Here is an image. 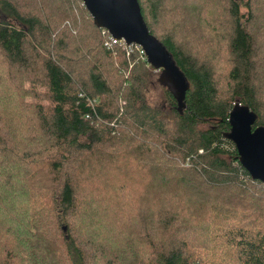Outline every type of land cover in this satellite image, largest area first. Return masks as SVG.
<instances>
[{
	"label": "trees",
	"instance_id": "1",
	"mask_svg": "<svg viewBox=\"0 0 264 264\" xmlns=\"http://www.w3.org/2000/svg\"><path fill=\"white\" fill-rule=\"evenodd\" d=\"M139 2L183 113L83 0H0V264H264V182L225 136L236 104L264 126V0Z\"/></svg>",
	"mask_w": 264,
	"mask_h": 264
},
{
	"label": "water",
	"instance_id": "2",
	"mask_svg": "<svg viewBox=\"0 0 264 264\" xmlns=\"http://www.w3.org/2000/svg\"><path fill=\"white\" fill-rule=\"evenodd\" d=\"M83 2L97 27L143 48L148 63L161 70L159 83L167 87L177 102L178 111L183 113L190 82L167 46L151 33L139 0ZM257 117L248 106L236 104L230 112V131L225 136L235 143L239 161L252 178L264 182V126H255Z\"/></svg>",
	"mask_w": 264,
	"mask_h": 264
},
{
	"label": "built area",
	"instance_id": "3",
	"mask_svg": "<svg viewBox=\"0 0 264 264\" xmlns=\"http://www.w3.org/2000/svg\"><path fill=\"white\" fill-rule=\"evenodd\" d=\"M102 33L106 36L105 45L107 48H113L114 46L121 47L124 51H126V54L130 56L134 51H138L143 59L147 60V56L145 54V51L143 48L138 44H128L125 39H118L114 37L108 29L101 28ZM157 72H160L159 69H156Z\"/></svg>",
	"mask_w": 264,
	"mask_h": 264
},
{
	"label": "rangeland",
	"instance_id": "4",
	"mask_svg": "<svg viewBox=\"0 0 264 264\" xmlns=\"http://www.w3.org/2000/svg\"><path fill=\"white\" fill-rule=\"evenodd\" d=\"M188 164V163H187ZM142 178V177H141Z\"/></svg>",
	"mask_w": 264,
	"mask_h": 264
}]
</instances>
